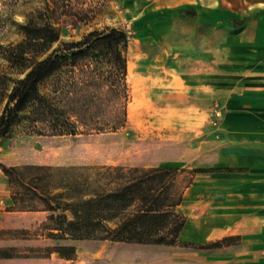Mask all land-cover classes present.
Returning a JSON list of instances; mask_svg holds the SVG:
<instances>
[{
  "label": "rangeland",
  "instance_id": "rangeland-1",
  "mask_svg": "<svg viewBox=\"0 0 264 264\" xmlns=\"http://www.w3.org/2000/svg\"><path fill=\"white\" fill-rule=\"evenodd\" d=\"M44 2L0 0V44L21 41L19 24ZM229 17L221 8L217 18L211 6L195 0H95L89 17L64 16L62 41L110 26L129 33L127 124L112 132L52 135L25 121L0 137V163L228 168L212 162L219 148L243 141L244 134L230 131L262 121L237 109L243 103L230 100L226 87H219L214 100L207 99L203 88L212 50L221 63L227 57L222 49L227 33L224 20ZM227 73L221 65L220 85L233 79L234 72ZM2 171L0 196L4 197L3 183L8 179ZM11 194L7 201L0 199V247H14L29 256L0 258V264H180L181 252L196 251L180 242L185 217L176 207L147 211L138 204H15ZM79 231L89 233L78 238ZM113 234L144 239L164 235L175 240H115ZM56 245H74L75 254L67 258L46 249Z\"/></svg>",
  "mask_w": 264,
  "mask_h": 264
},
{
  "label": "trees",
  "instance_id": "trees-1",
  "mask_svg": "<svg viewBox=\"0 0 264 264\" xmlns=\"http://www.w3.org/2000/svg\"><path fill=\"white\" fill-rule=\"evenodd\" d=\"M94 8L95 0H45L19 24L24 34L21 41L0 44V137L8 136L25 121H31L40 133L52 135L112 132L126 126L131 99L129 33L110 26L88 31L77 40H61L64 16L85 19ZM0 168L7 176L15 204H138L147 211L178 206L195 174L212 170L173 164L95 166L30 162L13 166L0 163ZM88 233L76 234L84 238ZM111 238L157 243L175 240L164 235L144 239L113 234ZM240 239L236 235L180 242L196 250H217L237 245ZM46 249L67 258H72L76 251L74 245ZM23 256L29 255H21L14 247H0V258Z\"/></svg>",
  "mask_w": 264,
  "mask_h": 264
},
{
  "label": "crops",
  "instance_id": "crops-1",
  "mask_svg": "<svg viewBox=\"0 0 264 264\" xmlns=\"http://www.w3.org/2000/svg\"><path fill=\"white\" fill-rule=\"evenodd\" d=\"M195 1L211 6L217 18L221 8L231 14L224 20L227 33L222 52L227 57L221 63L212 50L211 69L206 68L204 74L207 99L214 100L224 86L230 100L243 103L237 109L262 121L230 131L244 134L243 141L219 148L217 160L212 162L228 168L196 173L176 206L185 217L182 240L204 242L238 235L239 244L181 252L180 264H264V0ZM221 65L229 74L234 72L233 79L223 85L219 82ZM8 184L3 183L1 201L11 194Z\"/></svg>",
  "mask_w": 264,
  "mask_h": 264
}]
</instances>
